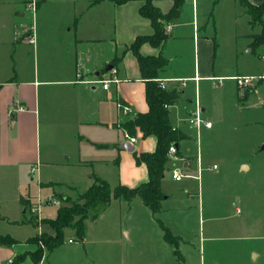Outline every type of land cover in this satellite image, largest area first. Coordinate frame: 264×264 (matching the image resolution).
<instances>
[{"label": "crops", "instance_id": "obj_1", "mask_svg": "<svg viewBox=\"0 0 264 264\" xmlns=\"http://www.w3.org/2000/svg\"><path fill=\"white\" fill-rule=\"evenodd\" d=\"M145 2L43 0L37 4L35 24L29 27L24 17L32 2L23 0L17 9L0 4V12L10 11L8 18L0 20V170L29 169V175L37 174L40 190L55 197V193H64L60 186L83 194L96 178L109 182L112 189L148 182V166L137 163L135 153L155 151L157 136L144 137L136 128L133 134L139 136V141L130 151L123 146L128 141L118 126L120 120L125 125L150 108L146 99L148 79L132 48L138 37L156 31L151 19L140 11ZM250 2L262 4L264 0ZM153 4L168 13L174 0H154ZM250 20L240 0H185L180 15L164 23L166 39L160 45L145 40L139 46L144 57L167 59L156 80L159 86L165 81L163 89L178 95L167 108L173 129L185 135L177 145L173 143L177 153L168 154L165 164L161 189L166 196L159 213L164 226V222L171 224V214L180 217L183 213L178 203L171 205L175 195L165 187L167 181L201 180L200 173L207 166L201 144L204 133L215 125L210 113L217 108L216 101L237 94L252 107L256 105L253 100L259 81L253 87L241 88L234 79L238 75L254 76L253 59L248 57L254 49L251 37L261 32L262 26ZM242 56L252 69L243 72ZM109 65L117 69L120 83L107 90L102 83L82 81L106 76ZM79 69L82 78L77 75ZM259 76L264 79V73ZM180 79L187 81L182 85ZM118 99L132 104L130 116L119 119ZM197 107L206 120L213 122L211 127L189 123L188 116ZM194 140L198 155L190 156L185 145ZM179 166L198 177L174 180L172 172ZM186 188V184L180 188L182 194L189 192ZM25 194L17 197L21 214L37 203L31 199L29 189ZM114 201L125 202L130 213L134 208L142 211L147 223L155 220L154 212L140 197ZM3 218L6 223L0 235L10 236L15 243L0 244V264H14L16 256L31 250L28 239L37 236L39 230L34 226L33 235L22 237L20 228L30 226L25 217Z\"/></svg>", "mask_w": 264, "mask_h": 264}, {"label": "rangeland", "instance_id": "obj_2", "mask_svg": "<svg viewBox=\"0 0 264 264\" xmlns=\"http://www.w3.org/2000/svg\"><path fill=\"white\" fill-rule=\"evenodd\" d=\"M29 1L34 2V8L24 17L28 27L35 24L36 7L43 0ZM22 2L0 0V4L16 9ZM9 13L0 12V20L8 18ZM14 17L19 19L17 15ZM250 54L254 75H262L264 46L252 49ZM240 66L243 72L252 69L243 56ZM261 78L256 84L255 107L237 94L216 101L217 108L210 113L215 125L209 133L203 132L201 150L207 166L200 173L201 180H171L165 184L175 195L171 205L178 203L183 211L180 217L171 214V224L164 222L179 237L183 264H264V79ZM197 147L195 140L185 145L190 156L198 155ZM214 163L217 169H206ZM243 165L248 167L243 169ZM29 173V169L0 170V230L6 223L3 217L11 220L25 217L30 226L21 227L19 235H33L37 226L39 237L53 232L46 221L57 215L58 206L78 202L81 194L60 186L64 193H55L60 205L43 209L41 221L30 211L21 214L18 210L21 201L17 197L19 193L25 194L26 188L34 201L47 197L36 183L37 174ZM184 184L189 192L182 194L180 188ZM128 210L125 202L114 201L98 217L89 216L84 239H78L76 229L66 228L64 241L52 251L45 248L40 264H177L175 247L164 239L160 214L147 223L142 211ZM32 238L28 239L31 250L26 257L38 248ZM24 264L36 263L28 258Z\"/></svg>", "mask_w": 264, "mask_h": 264}, {"label": "trees", "instance_id": "obj_3", "mask_svg": "<svg viewBox=\"0 0 264 264\" xmlns=\"http://www.w3.org/2000/svg\"><path fill=\"white\" fill-rule=\"evenodd\" d=\"M118 2H128V0H117ZM154 0H146L144 6L141 7L142 14L151 19L156 31L151 36L138 37L132 48L136 51L140 60L142 73H144L147 81L146 99L150 106L147 113L138 114L132 120L125 123V128L132 134L138 128L144 137L150 134L157 136V145L155 151L143 153H135L137 163H144L148 166L149 180L134 188L125 185H119L112 189L109 182L96 178L95 183L88 188L86 192L79 196L80 202H73L72 205L58 206L56 217L50 218L46 222L50 225L53 232L44 233L41 236L32 238V242L38 245L34 253H30V258L36 264L42 262L44 258L45 248L49 251L54 250L64 241L66 228L76 229L78 239H83L86 234L85 222L92 216L98 217L104 209H106L112 200L123 198L131 201L134 197H140L144 204L147 205L154 214L161 213L162 201L165 195L161 189L162 178L166 170V162L169 159V146L173 143L176 145L185 137L183 133L173 129L171 118H169V110L166 104L172 103L177 99V94L160 88L158 81V71L165 66L167 59L162 56H142L138 49L141 43L149 40L155 45H160L166 39L164 23L175 20L180 13L181 7L185 0H174V5L168 13L160 11L154 4ZM240 2L248 9L253 25L260 24L261 32L252 35V48L264 46V3L254 4L250 0H240ZM163 228L165 241L171 243L175 247V255L178 257L177 264H183L184 256L179 251V237L174 235L170 227ZM42 242V245H40ZM15 240L10 236L0 235V244L12 245ZM25 254L16 256L14 264H24Z\"/></svg>", "mask_w": 264, "mask_h": 264}, {"label": "built area", "instance_id": "obj_4", "mask_svg": "<svg viewBox=\"0 0 264 264\" xmlns=\"http://www.w3.org/2000/svg\"><path fill=\"white\" fill-rule=\"evenodd\" d=\"M31 8H34V2L30 5ZM31 42L34 41V39L31 37L30 38ZM77 75L82 78L83 72L81 69L78 70ZM261 78V76H250V75H238L235 76L234 79L236 81L237 86H240L241 88H250L254 86V83L259 81ZM84 83L88 82V83H102L103 84V88L104 89H109L111 87L112 84H118L121 82V79L119 78L118 74H117V69L113 68L111 70L108 71V73H106V76L104 77H100V78H93V79H85L82 80ZM182 85H184L187 81V79H180ZM160 87L161 88H165L166 87V83L165 81L160 82ZM117 104V109H118V115H119V119L130 116L133 112V106L132 104H129L125 101H123L122 99H118L116 101ZM166 107H169V104H166ZM188 121L191 125H195V126H202L205 125L207 128L211 127L213 122L211 120H206L203 116H202V111L200 109V107H197L195 110H193V112L188 116ZM118 126L121 128V130L123 131V135H124V139L126 141H128L129 143H131L132 145H135L138 141H139V136L136 134H131L122 124L121 120L119 121ZM169 155H176L177 153V149L175 144H171L169 146ZM217 164H213L212 166H210V168H208V170H213L218 168ZM202 166L199 167V171H202ZM172 177L174 180L180 181L181 179L184 178H195L198 177L197 175H193L191 173H189L187 171V168L185 166L181 167L179 166L178 168H175L172 172ZM60 205V198H56L55 196H47L44 200L37 202V203H32V205L30 206V212L34 215H36L37 219L39 221L42 220L43 218V214H42V210L44 208L45 205ZM73 240L70 239L69 242H72ZM40 245H42V242H40ZM43 246V245H42Z\"/></svg>", "mask_w": 264, "mask_h": 264}, {"label": "water", "instance_id": "obj_5", "mask_svg": "<svg viewBox=\"0 0 264 264\" xmlns=\"http://www.w3.org/2000/svg\"><path fill=\"white\" fill-rule=\"evenodd\" d=\"M250 50H251V49H250ZM110 69H112V66H111V65L108 66L107 70H110ZM123 146H124L125 148H127L128 150H130V151H133V149L135 148L134 145H132V144H130V143H128V142H124V143H123ZM247 167H248L247 165H243V169H244V168H247ZM165 196H166V195H165Z\"/></svg>", "mask_w": 264, "mask_h": 264}]
</instances>
